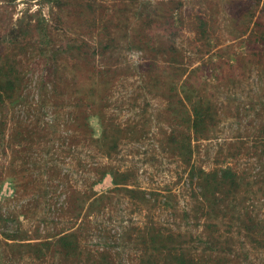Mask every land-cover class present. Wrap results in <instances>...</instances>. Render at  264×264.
<instances>
[{
  "label": "rangeland",
  "instance_id": "rangeland-1",
  "mask_svg": "<svg viewBox=\"0 0 264 264\" xmlns=\"http://www.w3.org/2000/svg\"><path fill=\"white\" fill-rule=\"evenodd\" d=\"M261 31L264 0H0V264H264Z\"/></svg>",
  "mask_w": 264,
  "mask_h": 264
},
{
  "label": "trees",
  "instance_id": "trees-1",
  "mask_svg": "<svg viewBox=\"0 0 264 264\" xmlns=\"http://www.w3.org/2000/svg\"><path fill=\"white\" fill-rule=\"evenodd\" d=\"M254 40L259 41L262 43L264 47V31L258 32ZM143 46V44L141 45ZM144 47V46H143ZM78 49H80L78 47ZM48 60L49 68L51 67V62L53 63V59L50 60V58H47ZM50 60V61H49ZM22 78L21 74L18 72L16 68H14L13 65L9 64L7 67L3 64H0V98L11 97L12 94L15 92L16 88L21 84ZM225 177H231V172L229 170L225 171L223 174ZM181 264H189L187 260H185L183 257H180Z\"/></svg>",
  "mask_w": 264,
  "mask_h": 264
}]
</instances>
